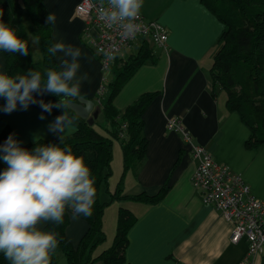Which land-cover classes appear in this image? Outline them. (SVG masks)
Here are the masks:
<instances>
[{"label": "crops", "instance_id": "1", "mask_svg": "<svg viewBox=\"0 0 264 264\" xmlns=\"http://www.w3.org/2000/svg\"><path fill=\"white\" fill-rule=\"evenodd\" d=\"M80 1L44 0L48 12L57 17L52 31L54 43L63 42L81 49V67L77 75L87 73L89 78L81 84L79 96L93 100L96 106L102 71L89 43L93 31L87 30L85 23L75 15V5ZM140 13L161 24L167 39L165 46L146 42L153 60L140 65L113 99V104L122 112L142 94L158 92L142 115V133L147 141L145 157L137 169L126 173L123 192L151 196L163 186L167 191L156 204L125 201L108 208L109 204L102 217L105 240L93 249L91 256L107 248V219L110 235L116 226L118 205H123L136 217L128 229L123 264H262L263 255L248 256L244 238L236 243L230 241L233 223L214 206L203 203L201 193L191 182L196 162L189 152L190 147L182 140L181 133L165 127L167 119H181L182 127L192 136L193 142L205 146L215 162L240 175L250 194L264 202V146L246 148L249 128L236 111L227 110L224 92L213 89L209 76L223 26L199 0H144ZM23 23L27 26L26 20ZM143 43L145 41L138 38L131 47L117 54L112 67L114 76L122 62L134 54L129 51L137 49V52ZM61 56L62 53L55 56L59 68ZM41 57L30 58L38 63ZM3 58L0 52V72L5 73ZM5 103L0 98V108ZM41 115L45 118L40 119ZM54 121L51 115L31 103L27 109L18 104L11 113L0 110V134L5 130L8 134L14 133L20 146L51 140L60 137L59 133L49 130V124ZM74 130L71 125L63 136ZM112 155L113 178L109 191L114 189L122 172L120 145L113 148ZM6 167L0 160V171ZM87 229L84 219H73L71 214L64 232L76 247ZM56 264L69 263L60 254Z\"/></svg>", "mask_w": 264, "mask_h": 264}, {"label": "trees", "instance_id": "2", "mask_svg": "<svg viewBox=\"0 0 264 264\" xmlns=\"http://www.w3.org/2000/svg\"><path fill=\"white\" fill-rule=\"evenodd\" d=\"M201 4L222 24L223 30L218 37L217 49L213 54L210 79L213 89L219 88L225 94L227 110L236 111L250 134L245 142L247 149H257L264 146V0H199ZM44 0H0V22L15 29L17 35L26 40L31 33L40 39L39 49L41 62H33L30 49L27 56L19 53L0 51L5 59V73L15 77L24 75L29 70L39 71L42 79H46L45 72L49 69L60 70L56 57L47 52V48L54 44L53 25L46 23L49 14ZM23 20L27 21V26ZM28 32V33H27ZM93 52V51H92ZM94 54V53H93ZM95 55V54H94ZM115 57L111 67L116 62ZM153 60L152 50L143 43L140 49L129 55L119 66V71L107 84V91L101 97L100 114L106 127L105 135L95 131L93 125L76 116L69 108L66 109L68 118L75 127L73 133L51 140H38L22 145L32 150L36 143L60 144V147H71L72 152L83 157L90 168L95 181L96 198L92 214L80 219L88 224L85 234L74 247L65 236V229L69 224L70 209H66L63 223L49 222L43 230L54 232L59 241L58 248L52 256L51 264H56L58 256L63 255L69 264H123L127 246L128 229L135 222L136 217L129 209L119 206L117 210L115 235L111 245L102 250L95 257L91 256L93 249L105 240L103 230V214L105 208L113 203L125 201L143 204H156L166 194L167 187L163 186L155 195L139 193L127 195L123 191V182L129 170L137 169L142 163L147 149V141L143 136V114L147 107L158 95V92L144 93L134 103L122 112L113 104V99L140 65ZM110 67V68H111ZM43 88V84L41 85ZM79 97V96H78ZM77 97V98H78ZM35 108L43 111L40 101L52 103L51 115L54 120L63 114L64 109L55 107L60 97L46 91L34 92ZM77 98L70 101H76ZM95 123V122H94ZM125 125V129L122 128ZM5 130L0 134V144L10 135ZM123 133V137L120 134ZM116 140L121 148L122 172L114 189H106L108 201H101L102 185H107V179L112 175L111 163L113 159V141ZM0 264H9L0 254Z\"/></svg>", "mask_w": 264, "mask_h": 264}, {"label": "clouds", "instance_id": "3", "mask_svg": "<svg viewBox=\"0 0 264 264\" xmlns=\"http://www.w3.org/2000/svg\"><path fill=\"white\" fill-rule=\"evenodd\" d=\"M143 3L144 0H107L104 6L101 0L100 15L109 27L115 26L122 35L132 37L141 30L137 21ZM56 19L55 13L49 12L46 23L55 25ZM31 43L39 45V37L32 35ZM0 51L27 56L28 42L15 29L0 22ZM47 52L52 56L62 53V56L60 70H47L46 79L35 70L15 77L0 72V98L6 101L0 110L11 113L18 104L27 109L35 102L34 92L46 91L59 96L55 107L64 112L48 127L60 134L62 143L65 130L72 125L66 109L70 107V100L80 95L81 84L89 77L87 73L77 75L81 67L80 48L56 42ZM105 55L109 60L115 59L112 52ZM40 106L50 113L54 105L40 101ZM14 137V133L10 134L0 144V160L7 165L0 171V254L9 264H51L59 241L56 233L43 230L41 225L63 223L66 209L72 211L73 219L90 216L97 192L95 181L83 157L74 154L71 147L37 142L28 150Z\"/></svg>", "mask_w": 264, "mask_h": 264}, {"label": "built area", "instance_id": "4", "mask_svg": "<svg viewBox=\"0 0 264 264\" xmlns=\"http://www.w3.org/2000/svg\"><path fill=\"white\" fill-rule=\"evenodd\" d=\"M103 5L107 6V0ZM75 6L76 17L85 23L87 30L93 31L89 43L100 64L102 75L110 71L114 61L106 57V52H112L116 57L122 50L131 47L138 38L165 46V28L155 20L146 19L141 13L137 21L141 24V30L135 36L127 37L122 35L119 28L109 27L101 17V2L81 0ZM106 91L107 84L100 81L96 92L97 104H100ZM182 126L181 119L177 117H171L165 123L167 130L181 133L182 140L190 147L189 152L196 162L190 176L194 189L201 193L203 203L214 206L226 220L233 223L230 241L236 243L244 238L248 246V256L261 254L264 264V202L250 194L240 175L215 162L205 146L195 144L192 136ZM122 128L125 129L124 124ZM120 136L123 137V133Z\"/></svg>", "mask_w": 264, "mask_h": 264}, {"label": "rangeland", "instance_id": "5", "mask_svg": "<svg viewBox=\"0 0 264 264\" xmlns=\"http://www.w3.org/2000/svg\"><path fill=\"white\" fill-rule=\"evenodd\" d=\"M31 36H32V34L28 33V38H27L28 39V46H29V49H30L31 58L35 60V59H38V58L41 57V53H40V49H39V46L38 45H36V46H33L32 45V43H31ZM133 50H130L129 53H135L137 49H135L134 51ZM101 77L102 78L104 77V79L102 80V78H101L100 81H102L105 84H108L111 81V79L114 78V69L111 67L110 71L109 72L108 71L105 72V75L103 74ZM94 122H93L92 125H93V128L95 129V131H97V132L105 135L106 134L105 133L106 123H105V120H104L103 116L102 115H99L98 117H96V119L94 120ZM112 143H113V148H117L118 145H119L116 140H114ZM112 178H113V174L109 177V179H107V185L106 186L105 185H102L103 187H102L101 192H100V194H101V201L102 202L108 201L109 194L107 193L106 189L109 188L108 186H110L109 184H111V179ZM116 204H118V203L117 202H113V203H111L108 206V208H110V207L113 208L114 206H116ZM118 206H120V205H118ZM124 207H126V206H124ZM107 217H108V213H107ZM108 221H109V218L107 219V223H106V230H107V234H108V240L106 239V244L104 242V244L107 247L109 246V244H111L112 239H113V237L115 235V230H114V232H110L112 234L109 235V224H108ZM115 229H116V226H115ZM106 246H104V247H106Z\"/></svg>", "mask_w": 264, "mask_h": 264}, {"label": "water", "instance_id": "6", "mask_svg": "<svg viewBox=\"0 0 264 264\" xmlns=\"http://www.w3.org/2000/svg\"><path fill=\"white\" fill-rule=\"evenodd\" d=\"M69 109L81 119L87 121L89 125H92L96 117L100 112L99 106H94V102L91 99L79 96L76 101H70Z\"/></svg>", "mask_w": 264, "mask_h": 264}]
</instances>
